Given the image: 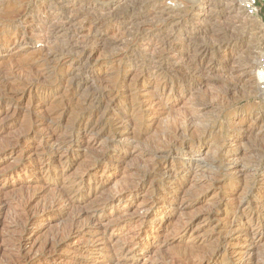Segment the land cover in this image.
Instances as JSON below:
<instances>
[{
    "label": "rangeland",
    "instance_id": "rangeland-1",
    "mask_svg": "<svg viewBox=\"0 0 264 264\" xmlns=\"http://www.w3.org/2000/svg\"><path fill=\"white\" fill-rule=\"evenodd\" d=\"M248 16L240 0H0V264H264Z\"/></svg>",
    "mask_w": 264,
    "mask_h": 264
},
{
    "label": "bare ground",
    "instance_id": "bare-ground-1",
    "mask_svg": "<svg viewBox=\"0 0 264 264\" xmlns=\"http://www.w3.org/2000/svg\"><path fill=\"white\" fill-rule=\"evenodd\" d=\"M235 1V0H234ZM239 2V1H238ZM247 19L248 20H251V21H254V23L256 24L255 25V27L257 28V27H259L261 30H262V32H263V36H259L258 35V33H256L255 34V37H254V46H255V49L256 50H258V56L260 55H262L263 53H264V49H261V48H259L260 46V44H261V41H262V39H264V24H261L260 22H258V21H256L257 20V18L256 17H253V16H248L247 17ZM252 24V23H251ZM254 27V26H253ZM259 28H258V30H259ZM256 50H255V53H257L256 52ZM255 57V56H254ZM253 60H255V59H253ZM257 62V61H256ZM258 63H259V61H258ZM253 67V66H252ZM257 66H256V68L254 67V72H255V74H256V71H257ZM258 94H259V97L260 98H262L263 99V103H264V97L261 95V93L259 92V89H258ZM104 95V94H103ZM103 97V96H102ZM91 126V125H90ZM90 126H85L84 127V130L83 131H88L89 132V130H90ZM81 131V130H80ZM85 133V132H84ZM70 141V140H69ZM67 145V144H66ZM193 146V145H192ZM237 160H239V159H237ZM250 187V186H249ZM121 197H119V196H117V197H113L112 199H109L108 201L107 200H105L104 201V203H106V202H109V203H112V204H115V203H117V202H120L121 201ZM258 217V216H257ZM145 218H148V220L150 221V223L152 222V221H154V220H156V219H154L153 217H150L149 215H146L145 214ZM144 222V221H143ZM240 232V231H239ZM244 232H245V229H244ZM257 232V231H256ZM256 234H259L260 235V237H261V235H263V233L261 232V231H259V232H257ZM262 239V238H261ZM148 241H149V238H148ZM254 242V241H253ZM260 243V240H258L257 242H254V243H252L251 244V246L252 247H256L258 244ZM257 248V247H256ZM213 251V250H212ZM210 254V253H209ZM259 254V253H258ZM240 255V257H239V259H238V264H251V261L256 257L255 255H257V254H255L254 252H251V253H249V255L248 256H246L245 255V253H240L239 254ZM264 256V255H263ZM248 257H250V259L248 258ZM259 258V257H258ZM257 258V259H258ZM261 259H262V257H260ZM260 260V259H259ZM225 261V260H224ZM258 261V260H257ZM206 262V261H205ZM260 262V261H259ZM233 264V263H232ZM235 264V263H234ZM237 264V263H236ZM255 264V263H254Z\"/></svg>",
    "mask_w": 264,
    "mask_h": 264
},
{
    "label": "built area",
    "instance_id": "built-area-1",
    "mask_svg": "<svg viewBox=\"0 0 264 264\" xmlns=\"http://www.w3.org/2000/svg\"><path fill=\"white\" fill-rule=\"evenodd\" d=\"M247 15L261 18L264 24V0H240ZM259 92L264 97V53L261 55L256 71Z\"/></svg>",
    "mask_w": 264,
    "mask_h": 264
}]
</instances>
